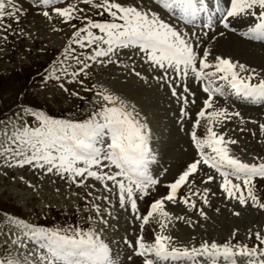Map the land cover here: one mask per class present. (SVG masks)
Returning a JSON list of instances; mask_svg holds the SVG:
<instances>
[{
	"label": "snow or ice",
	"instance_id": "snow-or-ice-1",
	"mask_svg": "<svg viewBox=\"0 0 264 264\" xmlns=\"http://www.w3.org/2000/svg\"><path fill=\"white\" fill-rule=\"evenodd\" d=\"M84 3L93 4V0H84ZM224 3L227 6L221 7V0H216L213 9L210 0H155V3L152 0L147 3L144 0L140 3L98 0L94 8L107 13L110 19L83 16L86 23L77 27L72 21L80 19L83 10L76 4L55 6V0H37L40 14L46 20L70 24L73 29L49 73V80L60 82L63 91H68L63 81L83 86L84 78L90 76L94 65L120 64L127 68L120 60V53L125 49L139 54L153 71L160 73L154 79L168 85L171 95L182 102V121L190 117L187 106L195 104L197 96L189 88V77L201 85L206 98L195 113L197 118L190 131L198 158L166 185V194L153 199L146 212H141L138 201L148 196L160 180L150 170L154 159L151 130L134 104L98 84L95 107L83 120L56 119L34 107L21 108L12 118L0 122V159L4 165L34 167L79 185L93 178L102 182L103 189L110 195L100 197L108 202V208L92 204L95 216L89 217L93 223L86 229L46 227L16 213L0 216V223H4L0 234L7 237L5 247L0 248V264H122L117 259L119 253L113 252L114 242L105 238L106 229L111 227L108 217L116 207L112 194L117 196L120 209H130L133 221H140L135 237H121L125 246L139 258L138 264H264V229L248 233L254 237L252 243L204 240L198 245H177L168 232L173 214L167 210V204L182 201L195 210L197 196L204 205L210 204L208 194L212 189L189 187L190 177L198 174L201 166L215 170L221 180L218 187L229 200L264 210V198L256 189L257 179H264V156L252 161L243 159L231 147L237 140L220 130L234 117L244 119L239 111L230 110L227 105L231 96L264 105V73L229 56L213 55L210 45L201 47L208 33L202 31L196 35L188 28L206 15L207 28L212 30L215 11L220 13L223 30L219 35L222 37L226 31H237L233 21L252 17L240 34L264 44V0H224ZM21 12L27 14L17 0H0V30L11 28V24L5 23L7 19L19 23ZM174 13L179 14L177 19L184 23L183 28L172 22ZM211 39H215V33ZM73 45L89 51L77 54ZM130 72L147 82L148 77L136 70L134 61ZM177 85L182 91H177ZM71 94L81 98L79 92ZM219 98L224 99V104L219 103ZM202 121L204 134L201 135L197 130ZM258 128L261 143H264V123H259ZM205 175V184L216 179L214 175ZM191 183L195 184V180ZM182 188L187 191L180 195ZM198 211L204 219L208 218L203 207ZM174 218L192 223L190 217L176 215ZM152 224L158 230L147 240L144 229ZM127 259L131 261L132 256Z\"/></svg>",
	"mask_w": 264,
	"mask_h": 264
},
{
	"label": "rangeland",
	"instance_id": "rangeland-1",
	"mask_svg": "<svg viewBox=\"0 0 264 264\" xmlns=\"http://www.w3.org/2000/svg\"><path fill=\"white\" fill-rule=\"evenodd\" d=\"M93 4H85L84 0H55V6H65L67 3L76 4L83 10V15L78 20L72 21L77 27L86 23L83 16L100 20H109L107 13L100 12ZM140 3L141 0H135ZM148 2V0H144ZM155 3V0H152ZM215 6L216 0H210ZM18 6L22 5L26 11L20 13L21 20L16 23L12 19L5 20L11 24L7 31L0 30V122L12 118L23 107H34L36 110L46 111L56 119L83 120L88 118L93 111L95 86L100 84L114 91L117 95L128 100L136 106L141 118L145 119L151 130L150 146L154 159L150 164V170L160 183L154 186L148 196L138 201L141 212H146L148 206L160 194H166L167 184L172 182L179 173L185 169L188 163L198 158L197 151L191 142L190 131L192 123L197 118L195 113L202 106V100L206 98L202 93V86L189 77L188 85L197 93L195 104H189L190 117L181 120L180 109L183 106L177 97L171 95L168 85H162L154 79L159 75L153 71L147 63L141 60L139 54L125 49L120 53V60L127 68L120 64L94 65L89 77L84 78V85L63 81L68 91L60 88V82L49 80L50 69L53 63L59 59L63 48L67 45L73 29L70 24H61L46 20L40 14L37 0H17ZM227 6L221 0V7ZM178 13L171 16L172 22L184 27V23L177 19ZM167 18V17H166ZM252 17L233 21L236 32L226 31L224 36L219 35L222 29L220 13L214 11V28H207V16L204 20L198 19L193 25H188L196 35L207 32L201 47L211 46L213 55L229 56L240 63L245 64L257 72L264 73V44L252 41L240 33L246 30ZM54 29H62L55 31ZM215 33V39H211ZM77 54L81 51L79 45H73ZM133 61L136 70L142 76H147V82L141 77H136L130 72ZM219 83V82H218ZM89 89H93L89 91ZM177 91L182 88L177 85ZM79 92L78 98L71 93ZM191 99V97H189ZM219 103L224 104V99L219 98ZM227 105L230 110H236L244 118H232L228 120L221 131L237 140L232 145L233 151L247 161L264 156V143H261L262 134L258 124L264 123V105L252 104L250 101L231 96ZM31 122V121H29ZM255 122V123H254ZM244 131H240V129ZM198 134H204L203 121L197 130ZM255 132L256 135L252 133ZM2 151V150H0ZM216 177L214 181L205 184L206 175ZM195 180V184L191 181ZM221 180L215 170L201 166L198 174L190 177L189 187L200 188L207 186L212 189L208 194L210 204L204 205L197 196V209H191L182 201L178 204H167V210L173 214L168 232L172 235L177 245H198L204 240L233 241L252 243L254 237L248 233L264 229V210L255 206L239 205L235 200H229L222 195L219 188ZM256 189L264 198V179H257ZM187 190L182 188L180 195ZM115 192V190H114ZM101 195H110L102 186V182L88 178L85 185H79L71 180L55 174L42 172L34 167L8 168L0 159V216L5 213H16L29 221L46 227L77 226L85 229L92 225L90 216H95L92 204L99 203L102 209L108 208V202L100 199ZM116 207L112 216L108 217L111 227L105 231V238L113 241V252L119 253L117 259L122 264H138L139 258L134 256L121 240L122 236L132 239L138 234L140 221H133L130 209H120L117 196L111 195ZM203 207L207 213V219L200 216L198 209ZM219 209V211H217ZM239 212L240 215H235ZM190 217L192 223L185 220L176 221L175 216ZM4 229V223H0V230ZM158 230L155 224L145 226V239L151 240ZM7 237L0 234V248H4ZM132 256V260L127 259Z\"/></svg>",
	"mask_w": 264,
	"mask_h": 264
},
{
	"label": "bare ground",
	"instance_id": "bare-ground-1",
	"mask_svg": "<svg viewBox=\"0 0 264 264\" xmlns=\"http://www.w3.org/2000/svg\"><path fill=\"white\" fill-rule=\"evenodd\" d=\"M198 19L204 20V15H202V16H201L200 18H198ZM198 19H197V20H198Z\"/></svg>",
	"mask_w": 264,
	"mask_h": 264
}]
</instances>
